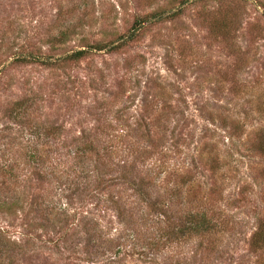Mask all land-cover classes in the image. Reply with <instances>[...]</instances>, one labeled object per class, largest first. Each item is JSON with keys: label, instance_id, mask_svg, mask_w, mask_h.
Masks as SVG:
<instances>
[{"label": "rangeland", "instance_id": "obj_1", "mask_svg": "<svg viewBox=\"0 0 264 264\" xmlns=\"http://www.w3.org/2000/svg\"><path fill=\"white\" fill-rule=\"evenodd\" d=\"M262 147L264 0H0V264H264Z\"/></svg>", "mask_w": 264, "mask_h": 264}, {"label": "trees", "instance_id": "obj_2", "mask_svg": "<svg viewBox=\"0 0 264 264\" xmlns=\"http://www.w3.org/2000/svg\"><path fill=\"white\" fill-rule=\"evenodd\" d=\"M154 16H161V13H153L152 17ZM137 33L136 29H133L130 31L127 35V41H131L135 34ZM98 51L103 50L105 48L104 45H95L94 47ZM86 51L80 50L75 53H73L71 56L68 57V60H77L80 57H82ZM262 150H264V147H262ZM187 221H184V224L181 225L180 228L177 229L178 232L181 234H207L211 232L214 228L215 223H212L211 219L207 217V215L203 212H193L186 216ZM252 246L256 248H264V218L258 225L257 231L252 235L251 238Z\"/></svg>", "mask_w": 264, "mask_h": 264}]
</instances>
